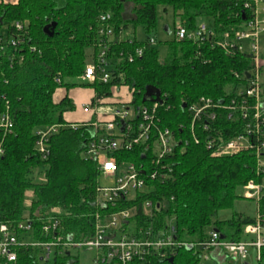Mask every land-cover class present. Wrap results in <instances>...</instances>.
Listing matches in <instances>:
<instances>
[{
    "label": "trees",
    "instance_id": "trees-1",
    "mask_svg": "<svg viewBox=\"0 0 264 264\" xmlns=\"http://www.w3.org/2000/svg\"><path fill=\"white\" fill-rule=\"evenodd\" d=\"M243 3L244 0H0V115L8 114L13 124L9 132L0 130V224L17 226L31 218L38 225V219L56 209L65 235H72L76 241L93 235L92 200L100 175L96 163L84 152L94 129L67 123L64 114L74 112L75 104L68 96L56 103L54 94L60 88H74L65 81L80 77L89 62L95 60L100 16L112 17V79L108 84L83 85L95 91L92 102H104L111 98L114 86L122 85L133 93L131 105L137 110L150 105L142 100L147 87H152L160 91L164 102L159 111L162 126L170 128L178 138H189L190 121L183 104L190 105L201 97L230 102L234 92L247 85L246 73L253 68V62L247 55L227 54L211 42L198 45L174 39L158 41L155 34L159 8L171 10L187 29H195L202 19L217 37H222L224 33L233 35L243 24ZM18 23L23 26L21 31L16 29ZM50 24L56 25L50 29L51 36L44 32ZM139 28L144 39L134 38L130 43L128 32L136 36ZM151 39L156 41L154 45ZM13 40L20 46H13ZM161 46L166 48L163 60ZM138 50L143 51L141 57L136 55ZM217 125H222L228 140L243 132V124L232 120L220 118L214 127ZM53 126L60 129L50 138L49 155L44 159L36 149V132ZM144 157L148 160L150 153L141 146L116 154L118 162H134L150 169L147 162L143 163ZM171 165L170 179L151 182V192L139 196L138 211L129 231L163 229L172 220L176 240L194 248H179L164 260L152 258V263L203 264V245L208 231L213 229L228 241H245L244 227L254 222V214L239 211L236 205L242 201L239 193L248 182L262 180L256 174L255 155L247 151L215 157L203 143L191 142L184 152L177 147ZM145 201L155 204L150 215L142 208ZM261 206L264 212V199ZM224 212L231 215L220 220ZM35 238L43 240L40 235ZM36 252L21 249L14 264H41ZM54 264L81 261L71 251L55 257ZM258 264H264V248Z\"/></svg>",
    "mask_w": 264,
    "mask_h": 264
},
{
    "label": "built area",
    "instance_id": "built-area-1",
    "mask_svg": "<svg viewBox=\"0 0 264 264\" xmlns=\"http://www.w3.org/2000/svg\"><path fill=\"white\" fill-rule=\"evenodd\" d=\"M242 8V17L244 15L245 18L233 35L224 33L222 37H217L205 21L195 29H187L178 22L174 30L169 29L167 34L171 36L169 40L190 41L198 45L211 42L227 54L249 56L253 68L246 73L247 85L238 88L228 103H218L201 97L190 105L186 104L183 109L187 110L190 121L189 138H178L170 128L162 126L159 114L164 104L162 98L161 103L152 102L136 110L131 105L133 93L127 86L116 85L113 88L118 94L122 89L127 91L121 98L124 101L88 104L85 111L109 118L107 121L102 119L103 121L85 124L94 129V135L84 155L96 163L100 175L92 200L95 210L93 235L86 240L82 237L79 241L72 235H65L60 211L56 209L38 219V225L31 218L17 226L0 224V262L14 264L21 249L31 248L37 251L35 256L40 262L46 263L52 257L64 256L66 252L86 249L95 253L92 264H153L152 258L164 260L171 251L182 247L194 248V245L176 240V229L172 220L167 221L163 229L156 230L151 227L129 231L131 220L138 211L139 196L151 192V182L164 183L170 179L173 173L171 160L177 147L184 152L191 142L203 143L215 157L252 152L256 158V174L262 178L259 183L248 182L240 190L245 200L255 201L258 206L254 213V222L244 227L247 239L240 242L228 241L225 237L222 238L219 231L213 229L207 235L201 259L205 252L211 251H221L228 256L246 259L250 248L257 250L258 260L260 259L261 250L264 248V212L260 211L264 199V87L258 64L261 60L260 35L264 33V0H244ZM111 19L110 14L99 18L95 60L86 66L84 73L78 78L84 85L97 82L108 84L112 79L109 53L115 33L110 25ZM16 29L21 31L23 26L18 23ZM150 42L153 45L156 43L154 39ZM0 43H3L1 39ZM244 43H247V48ZM19 44V41H12L13 46H20ZM142 54V50L136 52L137 56L141 57ZM132 59L130 56L129 60ZM115 105H123L125 108L116 109L113 107ZM220 118L223 121L228 119L243 124L242 134L226 139L222 125L214 127ZM12 128L8 114L0 115V130L9 132ZM179 128L182 130L183 126L180 125ZM59 129V126H53L36 132V149L42 158L49 155V140ZM138 146L149 151V159L144 157L142 161L147 162L150 169L144 165L137 166L134 162H118L116 154ZM2 153L0 148V154ZM102 176L111 182L110 186H101ZM120 205L127 207L119 208ZM142 208L146 215H150L155 204L145 201ZM36 235H40L43 240H37Z\"/></svg>",
    "mask_w": 264,
    "mask_h": 264
},
{
    "label": "rangeland",
    "instance_id": "rangeland-1",
    "mask_svg": "<svg viewBox=\"0 0 264 264\" xmlns=\"http://www.w3.org/2000/svg\"><path fill=\"white\" fill-rule=\"evenodd\" d=\"M158 14H159V24L155 37L158 41L169 40L171 36H168L167 34L168 30L170 29L171 31H173L175 26L178 24V21L173 17L171 10L165 12L163 8H159ZM203 21L204 20L200 19L199 24L202 23ZM207 25H209V23H207ZM166 27L168 28L166 29ZM127 37L130 38L131 40L136 38L137 40L142 41L145 35L143 30L139 28L136 31V36H134L133 33L129 31ZM244 46L245 48H247V43H244ZM260 46H261V52H260L261 60L259 61L258 66L261 73V81L264 82V33L260 35ZM159 51H160L161 60H163L166 55V48L164 46H161L159 47ZM78 78L74 80L65 81V84L67 85H71V84L74 85V88L72 90L69 89L70 90L69 96L74 100V103L77 107L76 111L68 112L65 116V120L70 123H81L82 121H88L90 119L89 117L91 116V114L89 116V113H85L83 109H81V106L82 104H85L90 100L91 96L93 95V90L92 88L83 86L84 84ZM126 92L124 89H122L121 92H119L118 94L117 91L112 90V96L111 98H109V101L110 102L124 101V99L121 98H123L122 96L126 95ZM125 100H127V98ZM113 107H116V109H120V110L125 108V106L123 105H115ZM100 184L101 186H110L111 182H109L107 179H105L102 176L100 177ZM239 194L242 198V201L237 203L236 205L238 210L239 211L245 210L251 215L257 212L258 206L256 205L255 201L245 200L242 197V191H240ZM26 204H30V202H27ZM230 215L231 213L229 212L221 213L219 219L225 220L229 218ZM72 254L78 255L80 257L81 264H92V259L95 253L93 251H89L86 249H77V250H72ZM202 257H203L202 258L203 264H258V253L257 250L253 248L248 249V255L246 259H243L242 257L228 256L225 252H221V251H211L209 253L205 252ZM41 264H54V257H52L49 262L47 263L41 262Z\"/></svg>",
    "mask_w": 264,
    "mask_h": 264
},
{
    "label": "crops",
    "instance_id": "crops-1",
    "mask_svg": "<svg viewBox=\"0 0 264 264\" xmlns=\"http://www.w3.org/2000/svg\"><path fill=\"white\" fill-rule=\"evenodd\" d=\"M6 2H10V3H14L16 0H5ZM168 27H166V29H167ZM73 89V88H72ZM71 89V90H72ZM63 90V91H62ZM93 90V89H92ZM62 91V92H61ZM69 89H66V88H60V89H58L56 92H55V94H54V101L56 102V103H58L60 100H62L65 96H68L73 102H74V100L69 96ZM58 96V97H57ZM94 97H95V91L93 90V95L91 96V98H90V100L88 101V102H86L85 104H82V106H81V109H83V111L85 112V113H89V116H90V114H91V116L89 117L90 119L88 120V121H82L81 123H73V124H88V123H94V122H97V121H99V120H102V119H104V121H107L109 118H103L101 115L100 116H98V115H94L92 112H87V111H85L84 110V108L88 105V104H90V103H92V100L94 99ZM104 103L105 104H110V103H115V101H109V99H107V100H105L104 101ZM75 104V103H74ZM76 105H75V111H76ZM66 114L67 113H65L64 114V119H65V116H66ZM66 121V120H65ZM103 121V120H102ZM67 122V121H66ZM67 123H70V122H67Z\"/></svg>",
    "mask_w": 264,
    "mask_h": 264
},
{
    "label": "water",
    "instance_id": "water-1",
    "mask_svg": "<svg viewBox=\"0 0 264 264\" xmlns=\"http://www.w3.org/2000/svg\"><path fill=\"white\" fill-rule=\"evenodd\" d=\"M244 18L245 17L243 15V19ZM55 26H56L55 24H50V25L46 26L44 28L45 34L51 36L52 34H51L50 29L51 28L54 29ZM142 102L143 103H152V102H159V103H161L162 100H161V93H160V91H158L157 89H154L152 87H147L146 92H145V94L143 96ZM186 106H187L186 104H183V108H186ZM223 237L224 236H222V238Z\"/></svg>",
    "mask_w": 264,
    "mask_h": 264
}]
</instances>
